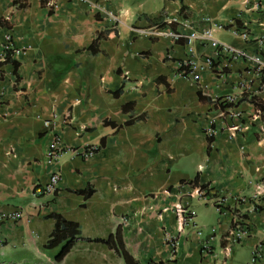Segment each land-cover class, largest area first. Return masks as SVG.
Here are the masks:
<instances>
[{
	"label": "crops",
	"instance_id": "0c3cea01",
	"mask_svg": "<svg viewBox=\"0 0 264 264\" xmlns=\"http://www.w3.org/2000/svg\"><path fill=\"white\" fill-rule=\"evenodd\" d=\"M94 2L0 0V53L12 35V59L19 64L17 73L11 63L1 71L6 115H0V214L25 212L18 222L0 220V237L8 245L44 246L59 215L77 223L80 234L57 263L126 264L94 241L121 226L126 249L139 264H219L225 235L241 212L251 231L228 264H264V200L260 212L251 201H235L251 195L264 177V108L244 99L240 83L246 80L263 106L264 90L244 59L225 68L217 49L199 40L191 54L200 80L176 76L191 55V29L213 28L214 37L232 48H255L240 33L248 28L253 38L264 39V0ZM158 28L181 36H153ZM207 58L217 67L210 68ZM199 91L212 99L236 95L241 116H221ZM235 125L240 129L232 137ZM55 139L63 153L51 161L47 151ZM91 145L97 152L83 157ZM55 172L61 174L58 190L40 192ZM193 184L209 189L208 196L187 195ZM87 188L93 189L88 198L78 192ZM181 197L196 225L179 232L172 207ZM219 197L229 198L222 214L215 208ZM167 236L179 242L176 250ZM205 241L216 257L202 254Z\"/></svg>",
	"mask_w": 264,
	"mask_h": 264
},
{
	"label": "built area",
	"instance_id": "2783aa9c",
	"mask_svg": "<svg viewBox=\"0 0 264 264\" xmlns=\"http://www.w3.org/2000/svg\"><path fill=\"white\" fill-rule=\"evenodd\" d=\"M85 2L91 3L93 6H97L94 0H81ZM111 17L114 20H117L118 15L113 12L111 13ZM139 33H144L145 30H138ZM153 36L159 37L163 35L172 36L175 38H179L181 36L180 33H177L175 31L168 30L166 31L163 28H158L150 32ZM240 36L246 41H255L256 45L255 48H244V49H235L231 46L227 45L224 42L219 41L217 38L214 37L213 34V28H204L202 30H195L191 29L188 34V41L187 45L189 46L190 54L193 52V43L196 40L203 41L206 43L212 44L213 47L217 49V53L219 55V58L225 59L228 63L225 65L226 67H229V64L233 59L241 58L244 59L250 66V70L253 72L254 76L259 80L260 83V90H264V39L263 38H253V34L250 32L248 28H243L241 30ZM15 51V45L12 39V35H7L5 38V41L3 43V49L0 53V62H3L7 58V54L10 52L11 55H13ZM188 70L182 68V63L179 71L176 73V76H181L183 78H186L187 80L198 82L200 80V74L198 70L201 68L198 64V62L195 60L193 55L191 54L189 58L186 60ZM206 64L210 68H216V62L212 58H207L205 60ZM1 70H0V115L5 116V100L4 96L6 94L5 86L3 85V82L1 80ZM220 75H224V69L219 71ZM240 89L242 94H245V100L248 102H253L252 97H254L253 93H251V86L246 80H243L240 83ZM223 104H234L227 108H219V114L221 116L225 117H240L241 112L237 110V103L239 102V98L236 95H229L226 97H223L222 100ZM254 103V102H253ZM240 129L239 125H235L230 128L231 130V136H235L236 132ZM214 130L212 128L208 129L207 135L209 137H212L214 134ZM98 150L97 146H87L85 149H83L80 154L88 158L94 153H96ZM63 153V146L61 145L59 139H55L49 146L47 151V157L49 160H57ZM61 180V174L59 172H55L50 176V179L48 182L40 188V192L48 193V194H54L60 184ZM192 191L187 194L191 197H195L198 199H204L206 198L209 193V189L197 186L193 184ZM183 197V196H182ZM181 197L180 201L174 204L172 207V210L177 215V221H178V228L179 232H182L185 228L188 226H191L195 224L194 221V212L189 207V202H186ZM183 199V200H182ZM251 201L254 205V211L260 212L262 207V202L264 200V177L259 178L254 183V190L251 195L249 196H242V197H236L235 201L236 203H239L240 201ZM229 202L228 197H219L217 198L215 202V208L219 214H222L227 211V205ZM169 208H166L167 210ZM25 217V212L21 208H16L12 212L9 213H1L0 214V220L2 221H12V222H18L21 221ZM196 225V224H195ZM251 231V225L249 218L246 217L245 214L241 212H237L234 214L233 221L231 228L225 235V245L222 248V259L219 260V264H228L232 254L233 250L236 246H238L242 239L250 234ZM197 232L199 235H203L204 231L201 228L197 229ZM166 240L168 243L171 244L174 250L178 248L179 242L173 237V236H167ZM263 249V244L257 245L255 248L253 255L256 258L260 257V253ZM202 254L205 256H213L216 257L217 253L215 252V249L212 248V246L209 244V241H205L202 245ZM158 264V263H153Z\"/></svg>",
	"mask_w": 264,
	"mask_h": 264
},
{
	"label": "trees",
	"instance_id": "16d2710c",
	"mask_svg": "<svg viewBox=\"0 0 264 264\" xmlns=\"http://www.w3.org/2000/svg\"><path fill=\"white\" fill-rule=\"evenodd\" d=\"M184 8L185 7L182 6L180 12H183ZM0 23L5 24L2 20V18H0ZM174 23L175 22H169V25H173ZM167 24H168L167 22H162L161 27H165ZM99 38H100V36H99ZM93 46L94 45H91V48ZM9 63L13 64V66H14L13 72L17 73L16 71H17L19 64L16 60L12 59V55L10 52L7 54L6 60L3 62H0L1 71L3 72L4 66L6 64H9ZM181 63H182V68L188 70L187 61L183 60ZM17 77H18V75H17ZM119 92H120V90L117 91L116 93H119ZM198 94H199V97L201 99H206V98L210 99V101H212L215 104V106L218 108L223 109V108H227V107L234 105V104H223V102L221 101L222 98L212 99L209 96H206L202 91H199ZM252 101L254 103H256V105L259 108H262V109L264 108L262 102L258 98H256L255 96L252 97ZM195 181H197V178L195 179ZM78 192L84 194L85 197L88 198L93 194V189L87 188L84 190H79ZM55 218H56L55 227L53 228L52 232L50 233L49 238L47 239L46 243L44 244V247L46 249H53L55 247L62 246L60 252L55 257V260L57 262H60L73 249L75 242L78 238V235L80 234V231H79V225L77 223L62 219L59 215H56ZM94 241L104 243L109 248L115 250V252L121 258H123V260L125 261L126 264H139L138 261L135 260V258L126 249L121 226H118L116 231L114 233H112L108 238H106V239H95Z\"/></svg>",
	"mask_w": 264,
	"mask_h": 264
},
{
	"label": "rangeland",
	"instance_id": "374dc122",
	"mask_svg": "<svg viewBox=\"0 0 264 264\" xmlns=\"http://www.w3.org/2000/svg\"><path fill=\"white\" fill-rule=\"evenodd\" d=\"M61 247L46 249L41 243L23 247L14 244L8 245L7 237H0V264H48L49 258L53 260V264H63L54 261ZM69 260L71 258L67 259V261Z\"/></svg>",
	"mask_w": 264,
	"mask_h": 264
}]
</instances>
